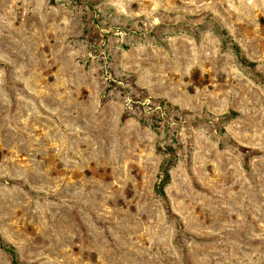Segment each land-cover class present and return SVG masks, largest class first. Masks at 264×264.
Listing matches in <instances>:
<instances>
[{
  "label": "rangeland",
  "instance_id": "rangeland-1",
  "mask_svg": "<svg viewBox=\"0 0 264 264\" xmlns=\"http://www.w3.org/2000/svg\"><path fill=\"white\" fill-rule=\"evenodd\" d=\"M0 180L19 264H264V0H0Z\"/></svg>",
  "mask_w": 264,
  "mask_h": 264
},
{
  "label": "trees",
  "instance_id": "trees-1",
  "mask_svg": "<svg viewBox=\"0 0 264 264\" xmlns=\"http://www.w3.org/2000/svg\"><path fill=\"white\" fill-rule=\"evenodd\" d=\"M215 22L218 25V27H220L223 35L226 37V40L228 41L230 46H232V48L235 50L239 62L241 64H243V65L254 66V64L248 63L247 60L245 59V57L242 56L240 47L235 43V41H233L230 38L229 34L227 33L226 29L222 26V24L218 20L215 21ZM227 142H228V144L230 146H232L233 148L241 151L246 156H252V155L258 154V151L242 147V146L238 145V143H236L232 139L231 140L229 139ZM166 149H167V151L169 153V157L167 159H165L164 161H162L161 164H160L159 176H158L157 182L155 183V187L154 188H155L156 193L163 200V203H164V206L166 208L167 213L170 214V215H174L173 212H172L171 206L169 204V201H168V198H167V194L165 192V186L170 180V170L176 164L175 163L176 156H175L174 149H173L172 146H167ZM0 181H5V180H0ZM16 184L20 185L22 187H26V185H24L21 182H16ZM179 225H180V228H181L182 225L180 223H179ZM0 249L4 250L6 253H8L11 256L13 264H19L15 249L10 244H8L6 241H4L1 237H0Z\"/></svg>",
  "mask_w": 264,
  "mask_h": 264
}]
</instances>
